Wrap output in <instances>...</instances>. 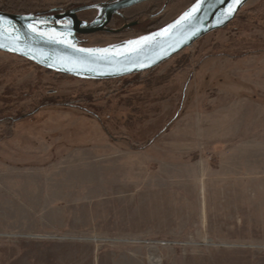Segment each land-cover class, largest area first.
Segmentation results:
<instances>
[{"label":"rangeland","instance_id":"rangeland-1","mask_svg":"<svg viewBox=\"0 0 264 264\" xmlns=\"http://www.w3.org/2000/svg\"><path fill=\"white\" fill-rule=\"evenodd\" d=\"M43 1L30 13L114 0ZM189 1L139 3L129 20L120 10L107 27L133 25L78 45L149 33L135 31ZM237 12L116 80H75L0 52V264H264V0Z\"/></svg>","mask_w":264,"mask_h":264},{"label":"water","instance_id":"water-1","mask_svg":"<svg viewBox=\"0 0 264 264\" xmlns=\"http://www.w3.org/2000/svg\"><path fill=\"white\" fill-rule=\"evenodd\" d=\"M149 0H114L57 13L0 11V52L11 54L44 71L63 77L102 82L153 69L209 32L228 24L246 0H195L161 28L105 47L79 46L80 36L117 33L107 27L114 14ZM94 10L79 20L77 13ZM101 19L100 23L98 20Z\"/></svg>","mask_w":264,"mask_h":264},{"label":"trees","instance_id":"trees-1","mask_svg":"<svg viewBox=\"0 0 264 264\" xmlns=\"http://www.w3.org/2000/svg\"><path fill=\"white\" fill-rule=\"evenodd\" d=\"M194 1L195 0L189 1L184 6V8L188 7ZM19 2H20L19 4H16V1H13V0H0V11L5 12V13H8V14H26V13H30L31 11H34V10H40V9H45L46 8V4H45V2L43 0H34V1L21 0ZM79 4H82V1H79V2H77L75 4H70L69 7H72L74 5H79ZM142 10H143V8L141 7V4H140V5H137V6H133L131 8H128V9H124L122 11V14H123V17L125 19H128L129 20L130 18H132L134 16H137ZM174 17L172 16V18H169L168 20H166L165 23L163 22V24H160V25L158 24L154 28L155 29L160 28L161 26H163L167 22L171 21ZM118 19H119L118 17H115V20L118 21ZM140 28H137V31H135V32L142 34V33H146V32L155 30L153 28V30L150 29V30L145 31L144 29L142 30ZM1 122H8V119L5 118V117L4 118H1L0 119V123Z\"/></svg>","mask_w":264,"mask_h":264},{"label":"flooded vegetation","instance_id":"flooded-vegetation-1","mask_svg":"<svg viewBox=\"0 0 264 264\" xmlns=\"http://www.w3.org/2000/svg\"><path fill=\"white\" fill-rule=\"evenodd\" d=\"M237 13H238V12H237ZM237 13H236L235 16L233 17V19H232L228 24H226L224 27L229 26V24L232 23L233 20H235L236 16L238 15ZM224 27H223V28H224Z\"/></svg>","mask_w":264,"mask_h":264},{"label":"bare ground","instance_id":"bare-ground-1","mask_svg":"<svg viewBox=\"0 0 264 264\" xmlns=\"http://www.w3.org/2000/svg\"><path fill=\"white\" fill-rule=\"evenodd\" d=\"M101 21H102V20H101V19H99V20H98V22H96V23L98 24V23H100Z\"/></svg>","mask_w":264,"mask_h":264}]
</instances>
